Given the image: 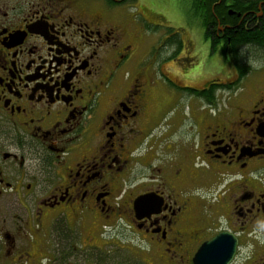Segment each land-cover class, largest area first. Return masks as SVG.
<instances>
[{
    "label": "flooded vegetation",
    "instance_id": "flooded-vegetation-1",
    "mask_svg": "<svg viewBox=\"0 0 264 264\" xmlns=\"http://www.w3.org/2000/svg\"><path fill=\"white\" fill-rule=\"evenodd\" d=\"M260 31L264 0H0V264H264Z\"/></svg>",
    "mask_w": 264,
    "mask_h": 264
},
{
    "label": "water",
    "instance_id": "water-1",
    "mask_svg": "<svg viewBox=\"0 0 264 264\" xmlns=\"http://www.w3.org/2000/svg\"><path fill=\"white\" fill-rule=\"evenodd\" d=\"M206 250H207L206 247H203L201 252L197 255V257L195 258L196 264H228L231 259V257L230 258H222V257L207 258L204 253Z\"/></svg>",
    "mask_w": 264,
    "mask_h": 264
},
{
    "label": "rangeland",
    "instance_id": "rangeland-1",
    "mask_svg": "<svg viewBox=\"0 0 264 264\" xmlns=\"http://www.w3.org/2000/svg\"><path fill=\"white\" fill-rule=\"evenodd\" d=\"M179 9H177V12H179L180 13V15H182L183 13H185L186 14V12H188L189 11V9H188V7H187V3H185V2H183V1H180L179 2ZM198 15V12H194V15H191L190 14V18H189V20L191 19V20H193L192 21V25H195L196 24V17L195 16H197ZM183 21V19H181L179 22H178V25L181 23ZM173 25H175V26H177V24H176V21L174 20V24ZM192 28H194L195 30H197V31H199V32H201L200 30H199V28H197V27H195V26H191ZM198 42V41H197ZM209 73V75H214L216 72H214V71H210V72H208ZM221 77V76H220Z\"/></svg>",
    "mask_w": 264,
    "mask_h": 264
},
{
    "label": "trees",
    "instance_id": "trees-1",
    "mask_svg": "<svg viewBox=\"0 0 264 264\" xmlns=\"http://www.w3.org/2000/svg\"><path fill=\"white\" fill-rule=\"evenodd\" d=\"M213 2H215V1H213ZM256 36H258V38H257L258 44H255L256 40H250L249 39V38H251V35H249V34H245L243 37L241 36L242 37L241 41L237 42V43L247 44L248 42H251V44L254 46L253 48H254L255 52H257L260 48H263L262 44L264 43V31L258 32L256 34Z\"/></svg>",
    "mask_w": 264,
    "mask_h": 264
}]
</instances>
